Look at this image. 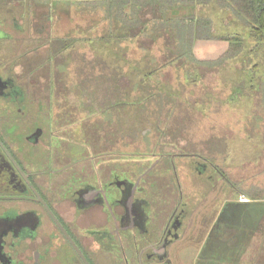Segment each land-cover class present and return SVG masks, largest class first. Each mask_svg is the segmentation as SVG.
Segmentation results:
<instances>
[{
	"label": "flooded vegetation",
	"instance_id": "flooded-vegetation-1",
	"mask_svg": "<svg viewBox=\"0 0 264 264\" xmlns=\"http://www.w3.org/2000/svg\"><path fill=\"white\" fill-rule=\"evenodd\" d=\"M50 10L47 0H0V264H176L183 252L190 264L238 257L228 240L251 225L248 199L221 203L227 178L213 159L175 143L131 170L92 139L82 146L74 137L88 125L53 109L76 105L55 98V74L65 70L50 58L65 45L57 37L49 43ZM31 58L36 65L18 67ZM101 121L86 133L97 135ZM187 168L186 191L179 178ZM213 193L218 206L210 212L204 203ZM232 193L241 196V188Z\"/></svg>",
	"mask_w": 264,
	"mask_h": 264
},
{
	"label": "rangeland",
	"instance_id": "rangeland-1",
	"mask_svg": "<svg viewBox=\"0 0 264 264\" xmlns=\"http://www.w3.org/2000/svg\"><path fill=\"white\" fill-rule=\"evenodd\" d=\"M47 1H49L50 7L54 8L49 13V43L55 37L66 40L65 37L70 36V39H75L72 46H75L76 51L69 49L70 51L57 53V56L52 58L50 65L54 68L60 67L62 72L65 70L63 77H61L60 72L58 76L55 74V77L58 78L55 98L59 99L60 103H64V99H66L68 106L70 104L76 105L75 107H53V109L60 110L59 113L65 114L67 119L72 116L75 120H80V126L83 120H85L83 123L88 125L84 129H77V136L69 134V139H73L74 135L82 142V146H90L89 139H92V142L95 141L94 144L98 146V150L107 149L109 151L115 164L120 166L123 164L124 167L128 166L131 170L138 169L139 164L153 161L146 154L160 147L172 151L173 145L178 143L179 146L185 147L186 151L192 149V152L212 158L220 167L224 163L236 171H233L236 177L237 174L240 176L249 175L248 161L251 155L246 149L250 147L252 142L249 137L252 129L248 115L250 96L246 90L243 91L239 88L241 84L245 85V89L249 87L248 75L241 74L244 63L243 55L239 59L220 62L213 67L206 65L191 69V67H182L181 60L167 65L153 75L154 82L151 83L162 89L163 94H160L165 99H167V94L171 96L168 95L167 101L158 99L161 104H164V108L160 111L161 114L154 115L156 106H148L149 110L153 111V115L146 113L143 116L140 111L139 117L134 122L136 124L133 131L128 134H117L115 127L117 117L115 116L111 121L113 124L112 137H108L106 140L104 136H101V131L106 129L105 119L111 117L103 116L101 118L100 112L111 103L109 102L111 98L114 100L112 96L113 84L109 80H104L108 76L107 72L102 71L99 67L91 70L90 66H86L87 62L92 60L95 54L100 53V56H104L109 64L114 63L115 66L122 67L125 75L119 81V88L130 92L132 95L137 84H142L140 81L145 82L147 80L145 78L143 81L141 74L135 72L136 70L132 71L131 68L132 64L135 68L146 70L145 55L139 49L141 45L137 42L118 43L114 47L112 46L114 51L111 47L105 48L100 44L90 45V40L99 37L105 25L102 9L89 8L91 5L86 4V2L92 0ZM204 8L205 15L213 20V32L216 36L235 31H238L242 36L246 35L240 27L236 30L233 25H229L230 19L225 17L215 4ZM15 10L17 15L22 17L23 11L19 5L15 7ZM144 41H146L145 45L149 49L147 53L153 52L158 60L164 61V55H162L163 41L159 40L156 44H152L148 39H144ZM227 46L226 42L220 40L198 41L194 47L195 56L200 60L217 61L226 51ZM43 49L46 48H41L40 52ZM113 52H117L118 57L124 58L123 61H119L116 57L114 60ZM35 59L31 58L26 64H19L18 67L23 66V70H27L31 64H35ZM50 66L48 64L45 67L46 72ZM56 71L55 69V73ZM110 72L112 71L108 70L109 75H112ZM236 73H238L237 76ZM59 79H61L62 85H58ZM80 85L81 97L79 96V98H81V102L79 104L74 88L76 89ZM112 102L114 103V101ZM120 114L122 120L133 118L134 115L132 114L136 116V112L130 111L128 107L122 109ZM100 119L105 120L104 122L101 121L103 129L97 128V135L90 132L87 134L86 132L90 130V124L96 120L99 124ZM90 136L91 138H89ZM245 150L248 151V154ZM244 163L247 167L243 165ZM178 168L180 167L178 166ZM180 174L179 179L187 191L189 189L187 186L190 183L188 180L190 171L187 168L184 172L180 171ZM193 178L195 180L197 176L194 175ZM241 186V197L254 195L255 188L248 185V179L244 180ZM226 190L229 191L228 188ZM229 193L230 195L233 194L230 191ZM213 197L214 193L204 203V208L208 207L210 212H213L218 206ZM181 256L176 264H190L189 253L183 252Z\"/></svg>",
	"mask_w": 264,
	"mask_h": 264
},
{
	"label": "trees",
	"instance_id": "trees-1",
	"mask_svg": "<svg viewBox=\"0 0 264 264\" xmlns=\"http://www.w3.org/2000/svg\"><path fill=\"white\" fill-rule=\"evenodd\" d=\"M86 4H90L91 7L89 8L91 9H102L103 20L105 21L102 33L99 37L88 41L90 45L96 43L105 48L111 47L114 51L113 47L118 43L137 42L141 45L139 49L145 55L146 70L135 68L131 64L132 71L136 70L135 72L140 73L143 81L145 78L147 79L145 82L140 81L142 84H137L135 91L133 93L131 91L132 95L130 92L119 88V81L125 75L122 67L115 66L114 63L109 64L104 56H100V53L95 54V57L87 62L86 66H90L91 70L99 67L102 71L107 72L108 76L104 80H109L113 84V110L118 111H113L112 115L113 118L117 117L115 120L117 134L132 132L136 124L134 122L139 117L140 111L143 116L146 113L153 115V111L151 112L148 107L150 105L156 106L154 115L161 114L160 111L164 108V104H161L159 100L167 101L169 94L166 95L167 99H165L160 94H163L162 89L151 84L154 82L153 75L175 61L181 60L182 67L195 69L206 65L213 67L217 63L229 60L234 61L243 55L244 63L241 74L248 75L249 87L245 89V85L241 84L239 88L243 91L246 90L249 96L250 84L252 83L250 69L264 65V0H92ZM212 4H215L225 17L230 19L229 25H233L236 30L240 27L246 35L242 36L238 31H235L216 36L213 32V20L204 13V7ZM252 37L256 41L254 44L251 42ZM65 38L66 40L63 42L64 51L75 42V39H69L70 36ZM144 39L150 40L152 44H156L159 40L163 41L162 55H164V61L158 60L153 52L147 53L149 49L145 45ZM210 40L226 42L228 44L226 51L217 61L198 59L195 56V44L198 41ZM252 53H254L253 57H251ZM113 56L114 60L115 57L119 61L124 59L118 57L117 52H113ZM51 60L52 58H50ZM126 62L128 63V61ZM108 70L112 71L110 72L112 75H109ZM100 76L103 75L100 74ZM77 88L80 91H76V94L81 97V85ZM262 93L264 94V90ZM127 107L130 111L136 112V116L132 114L134 117H130L133 118L122 120L120 112ZM109 109V107H105L104 110H101V116H106Z\"/></svg>",
	"mask_w": 264,
	"mask_h": 264
},
{
	"label": "crops",
	"instance_id": "crops-1",
	"mask_svg": "<svg viewBox=\"0 0 264 264\" xmlns=\"http://www.w3.org/2000/svg\"><path fill=\"white\" fill-rule=\"evenodd\" d=\"M251 42L253 44L256 42L253 40V37ZM251 55L253 57L254 53ZM250 72L252 83L250 84L248 115L252 129L249 137L252 142L250 147L246 149L249 150V154L251 155L248 161L249 175L240 176L237 174L238 176L236 177L234 173L236 171L224 165V163L221 164V168L227 178V180L224 179L225 186L230 192H232L233 185L240 187L242 182L247 179L248 185L255 188L254 195H249L247 197L248 202L243 203L248 204V208H246L244 213H249L251 225L244 227L245 234L241 231L237 232L236 235L234 233L235 236L233 235V237L229 236L228 244L232 242L229 246L233 245L232 250H236V253L234 252L233 255L238 257L229 258L225 264H264V94L262 93V90H264V65L251 67ZM246 150L245 152L248 154ZM245 166L247 167V165ZM229 191L226 190L223 194L221 203L229 200L231 201L229 204H233V200L239 202L238 199L241 196L234 197L235 194L230 195ZM238 244H240L239 248L237 247ZM230 249L228 247L226 250Z\"/></svg>",
	"mask_w": 264,
	"mask_h": 264
},
{
	"label": "built area",
	"instance_id": "built-area-1",
	"mask_svg": "<svg viewBox=\"0 0 264 264\" xmlns=\"http://www.w3.org/2000/svg\"><path fill=\"white\" fill-rule=\"evenodd\" d=\"M240 200L241 201H245L246 200V197H241Z\"/></svg>",
	"mask_w": 264,
	"mask_h": 264
},
{
	"label": "water",
	"instance_id": "water-1",
	"mask_svg": "<svg viewBox=\"0 0 264 264\" xmlns=\"http://www.w3.org/2000/svg\"><path fill=\"white\" fill-rule=\"evenodd\" d=\"M84 258V257H83ZM85 259V258H84Z\"/></svg>",
	"mask_w": 264,
	"mask_h": 264
}]
</instances>
